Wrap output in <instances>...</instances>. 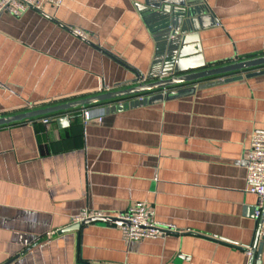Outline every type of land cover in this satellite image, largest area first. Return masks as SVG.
Instances as JSON below:
<instances>
[{"label": "crops", "instance_id": "crops-1", "mask_svg": "<svg viewBox=\"0 0 264 264\" xmlns=\"http://www.w3.org/2000/svg\"><path fill=\"white\" fill-rule=\"evenodd\" d=\"M196 1L206 14L188 44L199 58L186 68L204 67L187 73L264 56V0ZM144 2L1 13L0 118L146 78L164 41ZM189 86L192 94L113 113L95 105L102 124H84L80 108L44 116L55 118L47 125L0 126V264H246L258 199L246 193L244 153L264 132V66ZM140 202L182 233L129 244L103 223L59 233L83 210L116 216Z\"/></svg>", "mask_w": 264, "mask_h": 264}, {"label": "water", "instance_id": "water-1", "mask_svg": "<svg viewBox=\"0 0 264 264\" xmlns=\"http://www.w3.org/2000/svg\"><path fill=\"white\" fill-rule=\"evenodd\" d=\"M199 5V2L196 0H145L144 4L139 7L146 16L150 17V19L154 20L159 25L162 40L164 41V51L163 53L162 51L159 52L156 56L157 60L152 65L147 77L142 78L138 76L132 83L134 86L49 108L0 118V126L108 103H111L112 106L106 108L105 111L107 113H113L126 108L183 97L195 91L196 87L189 86L190 84L206 79L230 76L242 71L264 66L263 56L213 69L187 73L192 69L198 70L204 67L203 64H199V66L192 69L186 68L188 62L199 58L197 55L199 53L197 45H188L197 40L196 33L199 29L200 20H202V17L206 14ZM237 79H241V77H230L227 78L226 81ZM142 80L144 81L141 82ZM198 88H200V86H198ZM163 90L166 91L164 96L157 93ZM139 96L143 98L141 100L134 99L120 104L116 103L120 100ZM56 121L57 123H68V118L62 116ZM96 223H103L106 225L124 224V222L115 218H94L80 225L68 226L60 230L59 233L69 231L80 232L81 228ZM259 225L260 221L257 222V232L253 243L246 250L249 255L246 264H264V238L261 240L258 239Z\"/></svg>", "mask_w": 264, "mask_h": 264}, {"label": "built area", "instance_id": "built-area-1", "mask_svg": "<svg viewBox=\"0 0 264 264\" xmlns=\"http://www.w3.org/2000/svg\"><path fill=\"white\" fill-rule=\"evenodd\" d=\"M61 3L62 0H0V14L6 12L18 18L28 10L43 12L46 5L58 8ZM73 33L82 40L88 39L87 34L82 30L74 29ZM157 93L164 96L166 91L163 90ZM142 98L139 96L134 99L141 100ZM93 107L90 106L81 109V117L84 124H88L92 120H95L98 124H102L103 113L94 117L95 107ZM99 109L97 108V110ZM54 119V117H41V123L47 125L54 121ZM244 160L246 168V193L254 195L258 199V204L254 210V219L256 222L255 234L257 232V222L260 221L258 239L261 240L264 238V132H254L251 135L249 146L244 153ZM105 217L115 218L124 222L122 225L109 224V226L118 228L121 238L126 244L141 242L143 240H154L170 234L182 233L175 230L173 226L156 221L152 209L145 202L137 203L116 216H107L102 212L86 209L76 216H73L70 219L69 226L80 225L90 219Z\"/></svg>", "mask_w": 264, "mask_h": 264}]
</instances>
